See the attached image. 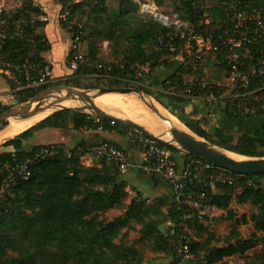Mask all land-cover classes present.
<instances>
[{"label":"trees","instance_id":"obj_1","mask_svg":"<svg viewBox=\"0 0 264 264\" xmlns=\"http://www.w3.org/2000/svg\"><path fill=\"white\" fill-rule=\"evenodd\" d=\"M57 1L64 6V0ZM178 1L182 5L180 10L188 13L181 14L179 10L169 12L177 13L183 20L192 22L196 30L209 34L221 32L228 24L226 15L233 5L242 11L264 8V0ZM155 2L162 7L163 0ZM70 8L67 21H61V25L70 32L74 28L84 32L79 49H71L69 53V58L76 54L83 56L77 75L49 81L37 89L27 86L17 88L8 80L17 104L52 84H66L84 89L133 87L146 91L145 82L149 72L157 66L173 64V58L184 53V42L174 37V29L161 26L146 13H139L133 0H74ZM203 12L207 13V23L201 17ZM39 13L38 6L32 0H23L22 4L13 10L1 11L0 31L6 35L4 38L0 37V61L16 63L33 48L36 50L37 59L43 60L40 53L47 49L45 21L35 17ZM70 24L72 27H69ZM99 39L108 41L112 59L98 58L99 46L93 42ZM160 39L162 42H175L177 49L170 51L160 44ZM218 59H221L220 53L203 52L200 59L184 54L177 71L163 80L161 92L166 99L186 102L192 98H203L205 90L194 83L204 82L205 88L216 96H228V87L206 82V68ZM146 63L148 74L143 78H135L136 64ZM98 64H107L110 69L98 71ZM263 85L264 76H257L242 90L258 91ZM188 86L190 92L182 95ZM227 96L215 98L210 102H227L236 118L264 117V105L260 102L246 98L245 102L250 107L246 111L243 99H230ZM161 104L192 132L209 142L242 156L264 157V122L251 132H239L233 142L232 138L226 137L231 131L224 129L223 136L217 132L212 133L205 124L183 120L166 101ZM11 106L13 105L0 100V113ZM99 124L103 129L121 128L129 131L109 119L99 118V122H95V117L87 112L62 108L7 139L0 145L4 148L0 151V187L5 179L3 163L11 159L12 153L18 157H33L35 151L44 145L26 142L33 130H77L96 128ZM85 143L88 142L81 141L68 146L69 154L59 152L53 156L33 159L27 178L16 176L13 182L6 184L0 194V264H133L140 261V253L135 245L144 240L162 254L172 256L171 262L159 264H175L179 260L176 254L184 240L183 236L188 237L187 227L196 220V217H187L192 214L193 209L187 204H177L169 187L168 192L152 200L137 191L121 215L112 220L104 219V213L121 205L128 196L125 188L127 183L120 175L123 173H120L112 162L101 160L98 165H86L77 150L79 145ZM167 147L173 157L181 151L172 145ZM182 153L185 165L192 158L199 161L194 170L201 177H208L215 170L230 174L224 181H217L213 188L201 185L185 188V194H191L201 204L224 209L228 207L231 193L235 189L261 188L260 180L264 177V172L254 175L236 174L207 164L186 152ZM257 196L262 205L254 214V219L257 227L264 230V195ZM131 221L141 225L142 235L129 245L124 243L122 237L117 241V238L123 235L122 230L130 228ZM162 223L167 225L164 229L160 227ZM190 250L195 261L199 262L200 258H203L208 264H215L222 255L219 248L199 244L191 239ZM242 264H264V249L253 260Z\"/></svg>","mask_w":264,"mask_h":264},{"label":"built area","instance_id":"obj_2","mask_svg":"<svg viewBox=\"0 0 264 264\" xmlns=\"http://www.w3.org/2000/svg\"><path fill=\"white\" fill-rule=\"evenodd\" d=\"M73 1L64 0L65 4L59 14L60 21H67ZM133 1L138 6L139 13H146L161 26L174 29V37L183 40V51L188 57L200 59L203 52L222 54L224 74L230 92L227 93L228 96L223 94L216 96L211 90L205 88L204 82L194 83V85H199L205 90L203 98L209 101L223 96L230 99L241 98L244 100L243 107L246 111L250 109L245 102L246 98H251L255 102H260L262 106L264 105V85L258 91L242 90L247 87L254 77L264 76V8H252L249 11H242L233 5L226 15L228 24L221 32L209 34L203 30H196L192 22L183 20L177 13L165 11L156 4L155 0ZM1 11L2 6L0 4V14ZM201 17L204 22H208L206 12H203ZM43 19L41 17V20ZM69 27H72L71 24ZM70 33L72 39L71 49L78 50L84 32L81 29L74 28ZM5 35V32L0 31L1 38H4ZM171 40H173V37H171ZM159 42L170 51L177 49L176 43L173 41L162 42L160 39ZM82 60V54L73 55L69 59V67L74 70L78 69ZM97 69L98 71H106L110 69V66L98 64ZM143 69L145 67L142 64H136L135 78L141 75ZM0 72L6 74L17 88L27 86L37 89L51 79L49 64L44 60L37 59L35 48L16 63L0 61ZM188 92H190L189 86L183 90L182 95H187ZM94 117L95 122H99V118ZM96 128L98 130L103 129L100 124ZM127 132L128 140L139 152L140 160L138 163L132 162L128 152L123 147H119L109 140L85 143L79 145L77 150L81 153L82 159L86 155H92L103 161L114 163L120 173L136 167L144 173L160 175L170 187L173 200L177 204H187L192 208L194 207V209H199L202 205L212 210L215 209L210 204H201L193 199L191 194H185L184 191L186 187L194 185L213 188L217 181H224V178L211 175L208 177L199 176L194 170L199 161L193 158L180 170L167 145L130 129ZM59 152L69 154V147L61 143L51 142L40 146L33 157H18L15 153H12L11 159L3 163L5 179L0 187V194L4 191L6 184L13 182L16 176L21 178L29 176V166L33 159L53 156ZM183 239L176 254L179 260L175 264H186L187 261L194 260L190 250V239L187 236H183ZM199 262L207 264L203 258H200Z\"/></svg>","mask_w":264,"mask_h":264},{"label":"crops","instance_id":"obj_3","mask_svg":"<svg viewBox=\"0 0 264 264\" xmlns=\"http://www.w3.org/2000/svg\"><path fill=\"white\" fill-rule=\"evenodd\" d=\"M32 1L34 4L38 6L40 10V13L35 17L39 18L40 20L41 17H43L44 18L43 20L45 21L44 34H45V42L47 45V49L42 51L40 55L42 59L45 62H47L51 68L50 81H56V80L76 76L79 67L78 69L74 70L69 67V63H68L70 59L69 53L71 51V42H72L71 33L68 29L64 28L61 25V21L59 19V14L63 9L62 3H60L57 0H32ZM21 4H22L21 1L15 3L16 8L19 7ZM96 41L97 40H94L93 44L99 46V43H97ZM100 41H101V47L100 46L98 47L97 55L98 56L101 55V58L105 60L112 59V55L109 53L108 41L106 39H101ZM100 48H101V54H100ZM184 54L185 53H181L175 56L173 58L174 60L173 64L169 66H157L152 71H150L149 77L146 81L149 84V86L158 91H162L163 80L172 73L177 71V69L182 64ZM215 62L216 63L209 64L206 70L209 69L210 66H215V67L219 66V68H221V76L224 81L222 85L227 87V81L225 78L224 68H223L222 54H221V59H218ZM142 65L145 67V69H148L147 63ZM221 76L220 77H216L212 75L208 76L206 82L209 81L211 83L220 84ZM8 80H10L8 76L0 72V100L3 103H6L4 99L5 97L7 98L9 95L11 96V94H13V89L11 88ZM165 101L170 106V108L173 109L183 120L188 122H197L202 125L205 124L210 132L212 133L217 132L218 135L219 134L222 135L224 129L231 131L230 134L226 135V137H230V138H232V131L251 132L262 122H264V117L236 118L234 116L233 109L231 108L230 104L222 100L210 102L205 98H192L190 101H186V102H177L172 99H166ZM156 103L159 106H161L158 102ZM162 108H164L167 112H169L172 116H174L177 119L179 125H175V127L189 129L176 115L171 113L169 109L165 108L164 106ZM156 111L163 114L158 108L156 109ZM156 111H155V115L159 118ZM158 120L163 126V129H165L168 132L167 127L160 120V118ZM168 124L172 126L169 123V121ZM70 130H76V129L44 128L39 130V132L41 131L48 133L50 137L49 140H46L44 138H41V140L38 139L36 140V137H34L35 136L34 133L29 137V139L26 140V142L31 144H47L51 142H57L67 146H73L75 145L72 140V136L74 135L69 134ZM77 130H81L82 131L81 133H84V135H80L76 138L77 143L81 141L88 143H96L100 140H109L112 143L123 147L128 152L132 162L138 163L140 160L138 150L133 146L132 143H130V141L128 140V132L124 129L113 128V129L98 130L97 128H83ZM3 149L4 148H0V151H2ZM174 158L177 162L178 168L181 170L185 166L184 155L182 151L175 153ZM83 162L86 165H91V164L93 165L94 163L97 162V159L95 156L86 155L83 158ZM122 178L127 183L125 188L128 191V193L132 195L131 198L136 194L137 191L140 192L144 197H146L149 200H152L155 197L160 196L161 194H164L169 191V186L167 182L160 175L147 174L140 171L136 167H132L126 172H124ZM171 261H172V256L167 259L166 263H169ZM186 264H201V263L193 260V261H187Z\"/></svg>","mask_w":264,"mask_h":264},{"label":"rangeland","instance_id":"obj_4","mask_svg":"<svg viewBox=\"0 0 264 264\" xmlns=\"http://www.w3.org/2000/svg\"><path fill=\"white\" fill-rule=\"evenodd\" d=\"M18 1L22 2L23 0H0L2 10L8 11L15 9L16 8L15 3H17ZM161 6L166 11L179 10L181 14L188 13L187 11L185 12L184 10H180V7L182 5L178 0H163ZM96 42L99 43V46L101 47V41L97 40ZM100 54H101V48H100ZM98 58L101 59V55H99ZM206 71L208 76L211 75L216 77L221 76V68H219V66L216 67L210 66L209 69H207ZM148 72H149L148 69H143L140 78L145 77L148 74ZM220 82L221 85L224 83L222 76ZM145 84L147 88L146 91L121 93L118 95L121 96L120 99H122L123 101H133V102L142 101L143 103L144 101H146L149 105L148 107L149 111L153 115H155V110L157 108L154 105V103L150 101V99L158 102L161 105V107H163L161 102L165 101L166 98L161 91H158L150 87L149 84L146 82ZM96 93H98V88L89 90L90 95H94ZM65 94L66 93L64 91H57L54 93V96L61 97ZM4 99L6 104H10V105L17 104L13 94H11V96L9 95L7 98L5 97ZM53 99H54L53 96L46 98L42 102V106L50 103ZM78 107L80 109L77 108L76 106L75 107L64 106L61 104L58 107H56L55 110L53 109L49 114L61 108H72L76 110L78 109L79 111L81 110L91 114L90 111L83 108V104L81 105V107L80 106ZM123 118L126 117L123 116ZM151 126H152V130H154L155 132L159 134L160 133L164 134V131L157 124H151ZM32 132L33 134L35 133L34 137H36V140L37 139L41 140V138L49 140L50 138L48 133L41 131L39 132V130L36 129L33 130ZM81 132H82L81 130H70L69 134L74 135L72 136V140L74 144L77 143L76 138L78 136L84 135V133ZM238 134L239 132L232 131L233 142L236 140ZM3 142H1L0 145ZM96 159L97 162L94 164H99L101 159H99L98 157H96ZM120 175L122 177L124 173ZM211 176H221L222 178H225V177H230V174H228L226 171L223 170H215L212 172ZM260 181H261L260 189L259 188L248 189L242 187L232 191L231 199L229 201V205L227 208L224 209L215 208L212 210L203 205L199 209L196 208L194 209V207L193 208L190 207L193 209V211L192 214L190 213L187 217L188 218L196 217V220L192 221L190 225L187 227L186 234L188 235V238H190L191 240H196L197 242H199V244H205V245L208 244V246L219 248L222 255L219 256L215 264H242L244 262L253 260L259 254H261L262 250L264 249V230L257 227L254 219V214L258 212L259 206L262 205L257 195L258 194L264 195V177H262ZM131 196L132 195L128 193V196L124 199L121 205L109 209L106 213L102 215V217L106 220H112L114 217L121 215L124 212L126 205L129 203ZM165 226H167L166 223H162L160 225V227L163 229L165 228ZM141 230L142 227L139 223H137L136 221H131L130 228L123 229L122 230L123 235H120V237L117 238V241L122 237L124 243L129 245L142 235ZM135 247L140 253V261L133 262V264L166 263L167 259L171 257L170 255L162 254L158 250L154 249L153 245L147 242V240H144L143 242H138L135 245ZM7 254H10V252H7Z\"/></svg>","mask_w":264,"mask_h":264},{"label":"water","instance_id":"obj_5","mask_svg":"<svg viewBox=\"0 0 264 264\" xmlns=\"http://www.w3.org/2000/svg\"><path fill=\"white\" fill-rule=\"evenodd\" d=\"M91 89H81L78 87L66 85V84H54L42 89L30 99L18 103L9 107L0 113V129L8 125L10 118H22L25 115L32 114L39 110H43L53 104L59 103L67 98H76L83 102V108L90 111L93 116L98 118L109 119L112 122H116L127 129L136 131L144 136L158 140L165 145H172L179 150L186 152L190 155L200 158L207 164L227 169L236 174L254 175L264 172V157L263 160L255 162L250 159H233L228 158L224 149L209 142L208 140L198 136L190 129V132L179 129L178 127L171 126L169 128L170 139L165 140L161 137L155 136L149 132L143 125L136 121L115 116L108 112L99 109L91 99L89 94ZM57 91H64L66 94L59 97L54 96ZM129 92H140V90L133 87H103L98 88V94L102 93H129ZM53 96L54 99L42 106V102ZM62 109V108H61ZM78 110V109H77ZM81 111V110H80ZM156 111V110H155ZM157 112V111H156ZM6 141V140H5Z\"/></svg>","mask_w":264,"mask_h":264},{"label":"bare ground","instance_id":"obj_6","mask_svg":"<svg viewBox=\"0 0 264 264\" xmlns=\"http://www.w3.org/2000/svg\"><path fill=\"white\" fill-rule=\"evenodd\" d=\"M118 94L121 93H105V94L96 93L90 96L94 104L99 109L108 112L110 114H113L115 116H119V117L124 116L126 118L132 119L137 123L142 124L145 128L148 129L149 132L151 131V133L154 134L155 136L161 137L165 140L170 139L171 135L169 133V128L171 126L168 124V121L172 126L179 125V122L174 116H172L164 108L159 106L156 102L152 101L154 105L164 114V116L168 120V121L166 120L163 114L157 112V115L159 116L160 120L167 127L168 130L167 132L165 129H163V126L161 125L157 117L149 111L148 108L149 105L146 101H144V103L142 101L141 102L138 101V102H133L132 104H126L122 102V99H120L121 96ZM61 104L64 106H73V107L76 106L77 108H79L78 106L81 107L83 102H81L76 98H67L65 100H62L56 105H52L43 110H39L32 114L25 115L22 118H10L8 125L0 129V143L30 128L31 126L39 122L41 119L46 117L53 109L55 110V108ZM151 124H157L164 131V134H159L153 131L151 128ZM179 129L190 132L189 129H184V128H179ZM224 153L228 158H233L238 160L250 159L255 162H259L263 160V158L242 156L234 152H229L225 149H224Z\"/></svg>","mask_w":264,"mask_h":264},{"label":"flooded vegetation","instance_id":"obj_7","mask_svg":"<svg viewBox=\"0 0 264 264\" xmlns=\"http://www.w3.org/2000/svg\"><path fill=\"white\" fill-rule=\"evenodd\" d=\"M122 102H124L126 104H132L133 103V101H123V100H122Z\"/></svg>","mask_w":264,"mask_h":264}]
</instances>
